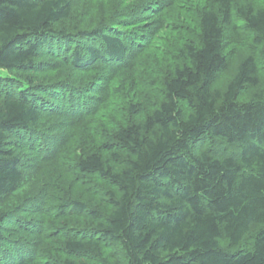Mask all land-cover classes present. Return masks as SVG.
Segmentation results:
<instances>
[{
  "label": "trees",
  "instance_id": "1",
  "mask_svg": "<svg viewBox=\"0 0 264 264\" xmlns=\"http://www.w3.org/2000/svg\"><path fill=\"white\" fill-rule=\"evenodd\" d=\"M0 71V264H264V0H0Z\"/></svg>",
  "mask_w": 264,
  "mask_h": 264
},
{
  "label": "rangeland",
  "instance_id": "2",
  "mask_svg": "<svg viewBox=\"0 0 264 264\" xmlns=\"http://www.w3.org/2000/svg\"><path fill=\"white\" fill-rule=\"evenodd\" d=\"M5 76H7V73L0 71V77H5ZM229 77H230L229 74L223 75L220 79H218V81L215 84V87L218 89H224L229 80ZM242 99H245V97H243ZM221 148H222L221 150L215 151L218 157H220V155H223L225 157H231L234 156L235 154H239L240 152V149L238 150L235 146H229L227 144H224L223 146H221Z\"/></svg>",
  "mask_w": 264,
  "mask_h": 264
}]
</instances>
